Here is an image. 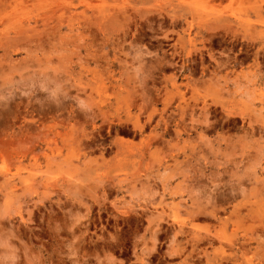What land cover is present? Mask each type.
<instances>
[{
	"label": "rangeland",
	"instance_id": "1",
	"mask_svg": "<svg viewBox=\"0 0 264 264\" xmlns=\"http://www.w3.org/2000/svg\"><path fill=\"white\" fill-rule=\"evenodd\" d=\"M0 264H264V0H0Z\"/></svg>",
	"mask_w": 264,
	"mask_h": 264
},
{
	"label": "bare ground",
	"instance_id": "2",
	"mask_svg": "<svg viewBox=\"0 0 264 264\" xmlns=\"http://www.w3.org/2000/svg\"><path fill=\"white\" fill-rule=\"evenodd\" d=\"M23 34V33H22Z\"/></svg>",
	"mask_w": 264,
	"mask_h": 264
}]
</instances>
